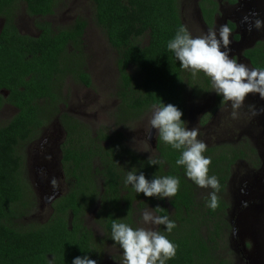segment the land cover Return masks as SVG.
<instances>
[{
	"label": "trees",
	"instance_id": "16d2710c",
	"mask_svg": "<svg viewBox=\"0 0 264 264\" xmlns=\"http://www.w3.org/2000/svg\"><path fill=\"white\" fill-rule=\"evenodd\" d=\"M19 2L29 15L44 16L61 0H0V16L6 17L0 33V109L17 110L0 124V264H72L76 256L100 257L105 247L123 256L111 239L112 222L135 229L132 214L145 207L175 223L171 232L164 225L156 230L177 246L175 258L166 264H232L222 253L230 230L228 205L222 195L230 166L246 157L243 151L218 145L207 146L203 153L211 158L209 176H215L220 184L218 207L212 210L208 203L213 190L200 188L189 179L184 167L176 164L180 151L158 135L151 157L165 162L151 166L148 157L125 145L120 131L113 129L109 134L108 128L101 127L94 134L74 116L59 111V106L67 103L61 91L65 78L85 88L93 87L88 69L93 56L88 53L85 36L98 30L114 53L117 80L113 96L118 104L112 115L117 125L146 116L154 105L163 103L178 107L185 121L186 98L205 97L212 84L203 73L193 78L181 69L167 48L178 29L184 27L179 0H88L86 13L77 15L69 27L54 32L47 23H38L41 35L37 38L19 34L12 25L10 13ZM197 6L202 20L210 26L217 3L199 0ZM228 26L234 29L233 24ZM243 56L253 68L264 70V42H257ZM57 117L66 135L61 145V167L73 177L74 185L53 203L46 222L21 224L34 199L22 178L24 160L19 147ZM207 120L204 117L202 123ZM74 125L86 129L85 137L72 134ZM104 142L110 145L104 146ZM129 171L143 172L149 180L177 177L179 190L170 199L147 198L125 185ZM95 202L99 207L93 223L103 231L101 241L93 237L82 218ZM118 260L119 256H111V262Z\"/></svg>",
	"mask_w": 264,
	"mask_h": 264
},
{
	"label": "rangeland",
	"instance_id": "374dc122",
	"mask_svg": "<svg viewBox=\"0 0 264 264\" xmlns=\"http://www.w3.org/2000/svg\"><path fill=\"white\" fill-rule=\"evenodd\" d=\"M197 1L198 0H179V9L181 11L182 22L190 33L193 31L195 37L205 34L203 32L204 29L200 24L201 22L199 21L198 11L195 8V3ZM226 1L227 0H215V2L218 3L217 5L221 6V11L214 20L216 22L213 23L211 28L212 30L218 31L222 24H227L231 21L237 24L236 20L238 21V19L228 14L231 10L234 13L235 11L233 9L235 7L227 9L225 7ZM65 4L67 6L72 4L70 11L65 13V16L69 15L72 17L74 15H82L88 10V0H67L65 1ZM52 20L55 27L62 26L61 24L65 23L64 21L58 19L57 14L52 18ZM246 27L247 25L243 29L245 30V33H249ZM235 28L236 33H238L236 25ZM258 35L260 34H255L253 37ZM87 37L86 42L89 47L88 53L91 56L94 55V58L90 63V67L92 68L90 72L93 75L94 83L92 84V88L84 90L70 79L65 78L61 91L63 92L62 94L64 97V93L66 94L69 113L80 122H83V124H85L92 133L95 134L96 131H98L101 127L108 128L109 134L111 131H113V129L118 132L120 131L125 137V145L130 150L146 157L153 156L154 149L149 146L148 142L144 138L148 132L150 125L149 120L153 111L149 112L146 116L140 117L139 119L126 124L125 126L117 125L114 116L112 115L115 106L118 104V100L115 98V96H113L117 80L114 66V53L106 45V42L100 31H94L92 34L88 33ZM258 37L264 38L263 34ZM233 57L236 58L235 55H233ZM214 94L215 92L213 90V94L209 97L198 100H194L190 97L186 98L185 127L197 129L199 133L198 139L204 142L207 146L223 144L244 152V156L246 157L244 159H240L233 166L232 177L226 188L225 199L230 204H233V201L236 198V190L234 188L237 185L238 180L240 181L245 174H249L254 171L251 170L250 167V164L254 160V155L250 153H257L258 157L260 154L261 159L264 157V108L255 110L253 113H251V111L250 115H248V113L243 112V107H241L237 110L238 117L234 119L231 116L233 111L231 102L220 105V108L217 107L214 110L211 109V106L214 103ZM216 102L218 103L219 101L217 100ZM61 107L62 106L59 108ZM13 114L14 111L12 109L7 107L1 108L0 124L8 121ZM204 117H208V120L205 121V123H202ZM54 120L55 119H52L50 122L44 125L36 133L32 140L20 145L19 147V153L22 155L24 160L21 170V174L23 175L22 178L26 181V183H28L34 199L33 207L30 209L29 214L26 215L27 217H24L20 220L21 224L26 225L30 223H43L46 217V212L49 211V209L44 206V203H42L43 197L40 196L38 190L40 189L38 188L40 182H42L41 173L49 170H43L40 165L36 164L33 166V164L35 163V154H37L39 150L41 151L40 148L45 147L46 149V147H49L51 150L52 146L53 149H55V146L57 145L56 151L59 149L61 150V145H63L66 135L62 129L61 131L58 130L60 128L56 127ZM71 123V121L67 122V124ZM85 131L86 129L83 126L74 125L72 134H80L85 137ZM56 133L58 135H56ZM41 145L43 146L41 147ZM109 145L110 142H104V146ZM56 151L54 154L55 159L59 156ZM36 167L37 170H41L37 171L35 169ZM95 169L98 170L99 168L95 167ZM61 170L63 171V175L60 173V176L55 179V186L59 188L60 195L64 196L65 194L69 193L71 187H73L74 179L71 175L67 176L63 169ZM91 172L93 173L95 171L92 170ZM96 174L97 173H93L95 176ZM43 177L44 176H42V178ZM28 199L30 200L31 198ZM134 204L137 205V202H134ZM41 205H43L45 208H42ZM98 205V202H95L88 206L87 212L84 214V219L88 226L90 223L94 224L92 218L96 215L99 207ZM252 208V205L246 207V210L243 211L241 215L246 216L253 214L255 218L257 211ZM144 211H150L154 214L152 209L149 207H145L142 210H137L134 215L132 214L134 224L137 228L144 227L153 229L155 225L143 223L141 214ZM245 216H242V220ZM261 220L262 218L260 217V221ZM258 223L259 227H262L260 226V222ZM246 225L247 224L242 223V227L239 228V232L242 234L241 240L236 235L234 239L223 242L224 246L226 247L222 253L224 256H227L232 264H244V259H246L245 261L248 262L247 258L254 261V257H256L254 253L257 250V245H263V243H260L257 238L249 233L250 231L247 227H245ZM95 234L97 236V241H101L103 235H100L96 232ZM241 242L242 245H240ZM100 253V257L97 255L95 258L97 264H120L123 259L120 255H118L119 253L116 250L109 247L102 248ZM115 255L119 256L120 260L117 262H111L110 257Z\"/></svg>",
	"mask_w": 264,
	"mask_h": 264
},
{
	"label": "clouds",
	"instance_id": "9594fccd",
	"mask_svg": "<svg viewBox=\"0 0 264 264\" xmlns=\"http://www.w3.org/2000/svg\"><path fill=\"white\" fill-rule=\"evenodd\" d=\"M244 20L247 22L248 17H244ZM253 27L256 30L264 28V20H254L249 31ZM231 31L227 24H222L218 31L210 29L205 35L193 37L181 26L168 42L167 48L174 53L181 69L190 72L193 78L203 73L210 79L214 92L222 97V101L231 102V116L235 119L238 117L237 110L243 106L249 94H258L264 99V70L249 68L230 55ZM182 116L183 112L171 103L154 105L149 120L150 130H155L161 141L180 151L176 164L184 167L189 179L200 188L213 190L209 194L208 207L215 210L218 207L216 193L220 190V184L215 176L208 174L211 158L203 155L207 145L198 139L197 129L185 127ZM164 162L148 157V165L151 166L162 165ZM52 184L55 186L56 181L53 180ZM179 184L177 177L163 176L149 180L143 172L136 174L131 171L125 180V185H131L138 194L161 200L174 197ZM141 217L144 224L164 225L168 232L175 227V223L167 216L144 211ZM111 239L123 251L120 264H166L167 260L175 258L177 252V246L159 231L144 227L134 229L116 221L111 225ZM72 264H97V261L84 255L74 257Z\"/></svg>",
	"mask_w": 264,
	"mask_h": 264
},
{
	"label": "flooded vegetation",
	"instance_id": "af4514ba",
	"mask_svg": "<svg viewBox=\"0 0 264 264\" xmlns=\"http://www.w3.org/2000/svg\"><path fill=\"white\" fill-rule=\"evenodd\" d=\"M65 1H67V0H61V2L58 3V6H56L55 8L52 9L51 14L44 15V16H40V15L31 16V15H29L26 11V6L23 3L19 2L18 6L15 7V9H13L12 12L10 13V18H11L10 21H11L12 25L14 26V28L18 31V33L23 35V36L34 37V38L39 37L41 35V31L37 27L38 23H40V24L47 23L50 26V29L52 31L56 32L57 30H59L61 28L69 27V25L76 18L75 15L72 17H70L69 15L65 16V13L69 12L70 7L72 6V4L69 6H67L65 4V6H64ZM198 1L195 3V8L198 11L199 21L201 22L200 24L204 29L203 32L205 34H207L208 31L212 28L213 23L216 22L214 20L217 17V15L219 14V12L221 11V6L217 5L218 8H217V12L213 16V23L210 26H208L202 20L200 11H199L198 6H197ZM225 5H226L225 7L227 9L235 7L233 9L235 12L233 13L231 10L228 14H230L232 17L238 19V21L236 20L237 24H235L232 21L228 22V23H231L234 25V29H232L231 34H230V40H231V44H230L231 54L230 55H232V56L235 55L238 62H240V63L242 62V63L246 64V61H249V60L244 58L243 53L246 50L253 48L257 42H264V38H259L257 36L253 37V36H255V34H259V31L256 29H251V31L248 30L249 33H245V30L241 27V25L243 22L247 25V22H245V20H244V17H246V16L248 17L249 26H251L253 21L256 19H260V20L264 19V17H263L264 16V0H248L246 2H245V0H227L225 2ZM250 11L252 13H250ZM253 13H257L258 15L254 16V15H252ZM56 14L58 15L59 20H62L65 22V23L61 24L62 26H58V27L54 26V24H53L54 22H53L52 18ZM228 23H227V25H228ZM4 25H6V17L4 18V17L0 16V33H1L2 29L4 28ZM183 25H184V23H183ZM235 25L237 26L238 33H236ZM184 27H185V25H184ZM263 32H264V29L261 31V33H263ZM191 34L193 35V37H195L193 31ZM234 36H237V38H235ZM86 37L87 36H85V38ZM85 38L83 36L84 40H85ZM85 42H86V40H85ZM93 58H94V55H93ZM91 62H92V59H90V61L88 62V64H89L88 69H89V73H90V75L92 77V81H93V75L90 72L92 69L90 67ZM115 72H116V68H115ZM116 77H117V72H116ZM79 86L84 90L89 89V88H85L81 85H79ZM212 94H213V88H212L211 92L208 95H206L205 97H209ZM205 97H202V98H205ZM202 98H199V99H202ZM196 100H198V99H196ZM213 100H214V103L211 106L212 110L216 109L217 107L220 108V105H224V103L228 104V102H223L222 97L221 96L218 97V95L216 93L214 94ZM217 100L219 101L218 103L216 102ZM60 106H62L61 107L62 109L59 108V111L61 113L62 112L69 113L68 103H66V105L61 104ZM242 107H243V112L248 113V115H250L251 111H252L251 113H253V112H255V110H260V109L264 108V99H261L258 94H249L245 98ZM7 108H9V107H7ZM185 109H186V103H185ZM12 110L14 112L17 111L14 108H12ZM54 123H56V127L60 128L58 130L61 131L62 127L59 124L58 117L55 118ZM148 130H149V128H148ZM57 133H56V135L59 134V133L58 134ZM157 135H158V133H157ZM157 135H156V137H157ZM144 138L147 141V134ZM45 141H44V143H45ZM221 145H223V144H221ZM42 146L43 145H41V147ZM216 146H218V145H216ZM208 147H210V146H208ZM40 149H41V151L39 150V152L37 154H35V159H34L35 163L33 164V166H35L37 164V165H40L43 170H49V171H46L44 173L43 172L41 173V180L43 183L40 182V185L38 187V188H40V189H38L39 194L41 197H43L42 203H44V206L49 209V211L46 212V217L43 221V222H46L48 220V218L50 217L51 213L53 212V210H52L53 203L62 197L59 193V188L56 186H53L52 181L55 180L58 176H60V173H61V175H63L62 174L63 171L61 170L62 169V167H61V150L59 149L58 151H56L57 145L55 146V149H53V146H52L51 150L49 149V147H46V149H45V147L40 148ZM55 151L59 154L58 158L56 157V159L54 157ZM250 154L254 155V160L251 163L252 166L250 164L251 170H254V171H252L249 174H245L243 176V178L241 179L242 181L238 180V183L234 188L236 190L235 191L236 198L233 201V204H230L229 202H227V200L225 199V193H226L227 185L230 183V179L232 177L233 166L240 159L236 160V162L230 166V175H229L226 187L224 189V193L222 195L224 202L228 205V208L226 210V220L230 226V230L228 231L227 238L230 241V240L234 239V237L237 235L239 237V239L241 240L242 234L239 232V228L242 227V223H245V224H247L245 227H247L248 230L250 231L249 233L252 236H254L255 238H257L260 241V243H263V245H264V219H263L264 218V188L258 194H253V195H249V196L246 195L244 193V190H243V189L247 188V185L250 186L249 183L253 180H264V157H263V159H261L260 154H259V157H258L257 153H250ZM59 159H60V161H59ZM35 169L37 170V167ZM40 170H37V171H40ZM60 170H61V172H60ZM42 176H44V177L42 178ZM62 178H63V176H62ZM242 190H243V192H242ZM251 205L253 206L252 209L255 208L254 210L257 211L255 218H254L253 214L246 215V216L241 215V213L246 210V207H249ZM41 206H42V208H45L43 205H41ZM261 209H262V211H261ZM242 216H245L243 218V222L239 223L238 219ZM260 217L262 218L261 221H260ZM82 218L85 222L84 215ZM93 220H94V217L92 218V221ZM258 222H260V226H262V227H259ZM94 224L90 223L91 226L90 225L88 226L85 222L84 225L89 230H91L94 238L97 237L95 232L99 233L100 235H103V231L101 230V228H99L98 226H96V224L95 225ZM157 228H158V225H155L153 230H157ZM240 245H242V242ZM263 245H257V250L254 253L256 255V257H254V261L249 260L247 258L248 262H246L245 261L246 259H244V262H245L244 264H264V247H263ZM241 249L243 250L242 247H241ZM120 256L123 258L122 254ZM110 260H111V257H110Z\"/></svg>",
	"mask_w": 264,
	"mask_h": 264
},
{
	"label": "water",
	"instance_id": "95a60500",
	"mask_svg": "<svg viewBox=\"0 0 264 264\" xmlns=\"http://www.w3.org/2000/svg\"><path fill=\"white\" fill-rule=\"evenodd\" d=\"M248 1V0H246ZM250 13H252L250 11ZM264 17V16H263ZM264 20V19H263ZM246 26V24H244V22L242 23L241 27L244 28ZM248 30L250 28L249 24H248V21H247V27H246ZM252 29H255L254 27ZM264 28L258 30L259 31V34H263L264 36V32L261 33V31L263 30ZM258 35V36H260ZM257 36V37H258ZM246 65L249 67V68H253L252 65L250 64L249 61H246ZM149 130H150V126H149ZM148 130V133H147V141H148V144L149 146L152 148V149H155V145H156V135H157V132L155 130ZM250 186H248L246 189H244V193L246 195H253V194H258L259 192H261V190H263L264 188V180H253L249 183ZM255 209V208H254ZM238 222L239 223H242L243 220H242V217H240L238 219Z\"/></svg>",
	"mask_w": 264,
	"mask_h": 264
}]
</instances>
